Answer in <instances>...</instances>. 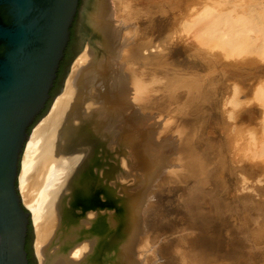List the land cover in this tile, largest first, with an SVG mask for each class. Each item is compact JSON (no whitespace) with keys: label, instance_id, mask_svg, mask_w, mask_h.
Masks as SVG:
<instances>
[{"label":"rangeland","instance_id":"rangeland-1","mask_svg":"<svg viewBox=\"0 0 264 264\" xmlns=\"http://www.w3.org/2000/svg\"><path fill=\"white\" fill-rule=\"evenodd\" d=\"M128 3V8L130 5L141 14L139 9L151 12L157 18L155 25L149 21L150 16L137 15L139 12L131 18L132 13H127V7L119 12L121 15L115 16L113 23L119 26L118 23L127 22L128 27L132 23L134 30L143 33V41L149 40L150 44L138 52L141 56L139 65L134 61V50V56L128 59L130 62H115L111 57L109 60L118 70L137 65L138 73L147 75L142 77L150 91L146 93L144 87V92L135 94L138 98L136 107L141 109L140 112H148L145 115L147 124L159 131L155 130L156 135H162L156 136L154 145L136 135V143L142 146L139 151L126 145L123 146L126 149L115 155L117 157L113 156L124 176L120 181L124 185L123 195L120 193L121 213H125L130 205L128 190L139 192L133 201L137 210L133 216L131 214V220H135L132 223L136 224L132 231H138L135 235L123 233L119 242L126 244L129 236L136 237L133 241L135 249H130L134 252L132 264H264V0H156L155 5L154 0H132ZM148 23L151 24L150 34L143 29ZM156 30L165 31L163 38ZM92 41L101 49L98 40ZM81 50L71 60L68 72ZM99 54L105 63L107 56L102 55L103 52ZM198 91L203 96L197 97ZM106 130L109 128L102 130L103 133H109L111 137L114 134L112 139L115 140L119 130L115 127L114 133ZM47 133L45 138L43 132L33 137L30 168L25 175L28 182L27 176L35 167L47 161L46 186L42 187L46 199L36 200L37 195L33 198L40 221L50 209H55L58 199L70 196L73 188L84 181L78 182L83 173H95L99 167L93 160L107 144L106 140H112H105L110 136L101 133L76 149L80 155L76 150L65 155L56 152V145L51 147L55 137L50 135L51 132ZM86 147L92 152L88 150V157ZM50 149H55V157ZM110 160L109 163L115 161ZM129 162L134 165L127 170ZM200 162L204 163L203 167ZM31 193L35 192L31 189ZM106 205L111 210L115 207ZM31 225L33 254L36 263L40 264L35 245L38 225L32 220ZM122 264L129 262L125 259Z\"/></svg>","mask_w":264,"mask_h":264},{"label":"bare ground","instance_id":"bare-ground-1","mask_svg":"<svg viewBox=\"0 0 264 264\" xmlns=\"http://www.w3.org/2000/svg\"><path fill=\"white\" fill-rule=\"evenodd\" d=\"M131 1H129V3ZM155 1L156 0H154V5H155ZM127 3H128L127 0H95L94 7L86 12V20L88 24L100 35V41L98 43L101 45L102 50L107 51L104 53L105 56H107V61L110 63V66H108L109 64L107 61H105L106 63L105 66L104 65L105 63L102 60L103 56L100 57V54L96 52L89 45L88 42H85L83 44L81 52L76 56V58L71 64L70 70L67 74L61 92L57 96H55V98H53V101L48 109L47 114L34 126L29 136V139L27 140L21 158V165H20V171L18 177V190L24 206L27 208V210L30 213L32 223L34 225H38V222L40 223L42 222L41 224L38 225V235L35 243L40 257V264H122V262L125 261V259L129 262V264H132V260L134 261V258L132 257L134 252H131L130 249L131 248L133 249L135 247L133 244L135 242L133 241H136L135 240L136 237H134L133 235H135L134 234L135 231L138 230H135L133 233L132 230L135 229L136 224L132 223L135 220L132 221L131 219L133 216V212L137 210L134 209L133 207V203H134L133 201L137 199V195L139 192L138 191L134 192V190L132 189H131L132 191L131 190L129 191L127 189L128 201L130 205L128 204L129 207L125 213H121L119 209L122 204V200H121L122 198L120 193H122L123 195L124 185L122 186L120 181L123 179L122 177L124 176H122L123 175L122 171L118 166L117 160H115L113 156L117 157L115 155L120 154V152L123 151V148L127 147L126 145H128V148L130 147L131 149L133 148V150L135 151H139L142 148V146L141 144L136 143L135 141L136 135L137 136L140 135L141 137L150 140L151 141V142L149 141L150 144L152 143L151 145H154L153 143L156 142L155 141L156 139H158L156 138V136H158L159 133H157L156 135L155 130L157 129H153L152 127H149L145 116L148 114V112L147 114H145L146 112L143 111L144 112L143 114V112H140L141 109L140 110L137 109L136 102L138 98L134 97L138 91H142V89L144 90V87L146 89L145 91L146 93L147 91H150L149 90L150 88H148L147 90L148 87L147 82L143 80L142 77L143 73L140 75L141 72L138 73L137 70V65L141 64V62H139L141 61L140 60L141 56L138 55V52L140 51V49L149 46L150 41L145 39L143 41L142 39L143 33L141 32L142 31L141 28H140L141 29L140 32L142 34L141 33L139 34V32L136 31L138 29L136 30L133 29L134 26H132V23L129 24L130 26L128 27V25L126 24L127 23L126 21L128 20L127 18H126L127 20L125 19L126 21H124L126 23L123 25L122 24L120 25V23H118L119 26H117V24L113 23V21L115 20V16L120 11H122L123 8L127 7L126 10L128 9L127 13L129 15L130 13H132L131 18L132 16L135 17L136 13L139 12V11L137 12L135 9L134 10L131 9L130 5L128 8ZM118 7H122V8L120 9ZM159 7H163V6L160 5ZM158 9H161L163 11L162 8H158ZM139 10L142 11V14L141 12H139L137 15L141 14L142 16L143 15L150 16L149 21L153 22V24L155 25V21L157 18H155L154 15L151 14V12L148 13V10L144 11L143 9H139ZM119 14L121 15L122 13ZM164 21L165 20L161 22L164 23ZM120 22L122 23V21ZM149 24L150 23H148L147 27L143 26L144 27L143 29L149 32L150 34L151 31L149 29V26L151 24L150 25ZM146 31L145 33H147ZM164 32L162 33L158 32V34L161 33L160 36L161 38H163L162 34ZM152 35H153L152 38L154 39L155 35L154 34ZM132 52L134 53L135 56L132 54ZM104 53L102 55H104ZM131 55L134 56V61L139 62L137 65L135 66L128 65L124 70H120V69L118 70L117 67L115 68V65L113 66L111 65L110 57L113 59L112 61L115 60L116 62V60H118L119 62H122V60L128 61ZM200 87L199 89H201ZM200 91L196 93L197 97L202 95ZM142 94L144 95L145 93ZM206 94L209 93L206 92ZM138 97H141L140 94H138ZM144 98L146 99L145 96ZM138 101L140 102V99ZM114 127L119 130V132L115 131L116 132L115 140H113L114 134L113 135L111 134L113 136L111 137L110 135H108L109 133L106 132L103 133L102 131L105 128H109V131L108 130L106 131L108 132L113 131L114 133L113 130ZM47 131L51 132L50 135L51 136L53 135V137L56 138L55 139L52 137L53 145L52 143L50 145L51 147L54 146L53 148H55L56 145L57 146L56 152L60 154L72 152V150L73 151L76 150L81 145L83 146V144L87 145L86 142L92 141L93 138H95L98 135L100 136L101 133L104 134L105 136H110V137H105L104 138L105 140L110 138L113 139L110 142H108L109 140H106L107 144H105L102 147L101 152L98 153L99 155L97 154L98 157L95 160H93L95 162V165L99 167L97 168L95 173H93L94 171L86 172L85 174L83 173L82 177L78 179V182H81L82 180L84 181L73 188V191L70 193V196L68 197L64 196L61 200L58 199L57 201L58 203L55 209L54 207L53 210L50 209L47 212V214L43 216L44 219L40 221L38 220L39 217H41L39 216V209L37 205L35 206L36 203L33 202V198L37 195L36 200L39 199V201H42L43 199H46L44 197V192L42 187L46 186L45 184L46 181L44 178L48 168L47 161L46 164L38 163L39 165H37L35 169L33 168L34 170L33 172H31L32 174H29L30 176H27L29 177V179H27L29 180L28 182L25 181V175H27L26 173L28 171V168H30L29 157H30V151L32 149V144H34L32 143L33 137L36 136L37 133L39 134V132H41L40 134H42L43 132V134L45 133L44 136L45 138L47 137L46 134H48ZM157 132L159 131L157 130ZM51 136H48V138L50 137L49 138L50 141H51ZM102 139H103V135H102ZM54 150H51L54 153L52 157H55ZM88 150L89 152H91L90 149L86 150L87 157L89 156ZM153 150L154 149H152V151ZM127 151L129 152V149ZM150 154H152V152H150ZM74 156L77 157V155ZM131 158H133V156ZM108 160L110 161L115 160V161L114 163H109ZM123 160L124 159H122V161ZM208 160L209 159L207 157L206 161ZM64 161L66 162L65 159ZM154 161H156V159ZM142 162L143 161H139V163ZM125 164L123 165L124 168H125ZM203 164L201 167L204 166ZM132 165L134 164L132 162L131 163L129 162L128 164H126V169L129 170L128 168L131 167ZM145 165L142 166L145 167ZM72 166L73 165H71V167ZM74 168L73 170H75ZM81 169H82V163H81ZM81 169L79 168V170ZM130 170L133 171V169ZM143 174H141L142 177ZM155 174L152 177H155ZM109 180L111 182H108ZM140 186L143 185H139V187ZM145 186L143 187V189L145 188ZM31 189L35 193H31ZM145 191L146 190H144V192ZM107 203L114 205L115 206L114 209L113 210L107 209L108 208L106 205ZM255 207H257V205ZM257 208H259V206ZM127 215L128 218H126ZM130 232L133 235L129 236L130 238L127 239L126 244L120 243L119 241L122 240L123 233L126 234ZM108 249L110 251H107Z\"/></svg>","mask_w":264,"mask_h":264},{"label":"water","instance_id":"water-1","mask_svg":"<svg viewBox=\"0 0 264 264\" xmlns=\"http://www.w3.org/2000/svg\"><path fill=\"white\" fill-rule=\"evenodd\" d=\"M80 1L0 0V264H29V225L28 247L37 264L31 216L18 190L21 158L33 126L62 89L70 63L51 96L77 15L73 58L85 40L107 52L93 43L100 35L86 20L95 0Z\"/></svg>","mask_w":264,"mask_h":264},{"label":"trees","instance_id":"trees-1","mask_svg":"<svg viewBox=\"0 0 264 264\" xmlns=\"http://www.w3.org/2000/svg\"><path fill=\"white\" fill-rule=\"evenodd\" d=\"M74 39H75V36H74V22H73V24L71 26L70 40H69V42H68V44L66 46L64 57H63L62 61L60 62L59 69H58V72H57V77L55 79L54 86L51 89V96H54L56 94L58 88H59L60 80L62 79L63 75L65 74L64 66L65 65L67 66L71 62V60H72V58L74 56V53H72L70 51L71 44L73 43ZM49 104H50V102L47 104V107H48ZM45 112H46V109L43 111L41 117L45 114ZM30 229H31V226L29 225L27 241H26V250H27V253H28L29 264H34L35 262H34V258L32 257V252H31V250L28 247V239H29V235H30Z\"/></svg>","mask_w":264,"mask_h":264},{"label":"flooded vegetation","instance_id":"flooded-vegetation-1","mask_svg":"<svg viewBox=\"0 0 264 264\" xmlns=\"http://www.w3.org/2000/svg\"><path fill=\"white\" fill-rule=\"evenodd\" d=\"M83 1L84 0H81L80 1V4L82 5V3H83ZM79 16L77 15V17H76V19H75V21H74V36L77 34V33H75V29H76V24L79 22ZM76 46H75V44L74 43H72L71 44V48H70V51L72 52V53H75V50H76V48H75ZM64 69H66V65L64 66Z\"/></svg>","mask_w":264,"mask_h":264}]
</instances>
